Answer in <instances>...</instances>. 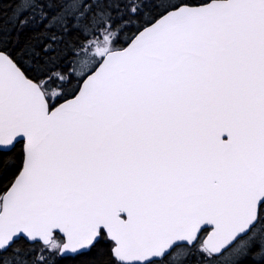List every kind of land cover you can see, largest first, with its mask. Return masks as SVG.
<instances>
[{
  "label": "snow or ice",
  "instance_id": "6c2138e0",
  "mask_svg": "<svg viewBox=\"0 0 264 264\" xmlns=\"http://www.w3.org/2000/svg\"><path fill=\"white\" fill-rule=\"evenodd\" d=\"M13 2L0 264H264V0Z\"/></svg>",
  "mask_w": 264,
  "mask_h": 264
},
{
  "label": "trees",
  "instance_id": "16d2710c",
  "mask_svg": "<svg viewBox=\"0 0 264 264\" xmlns=\"http://www.w3.org/2000/svg\"><path fill=\"white\" fill-rule=\"evenodd\" d=\"M13 8V0H0V21L6 19L11 14ZM62 264H82V259L77 258L76 255L68 256L62 259Z\"/></svg>",
  "mask_w": 264,
  "mask_h": 264
},
{
  "label": "water",
  "instance_id": "95a60500",
  "mask_svg": "<svg viewBox=\"0 0 264 264\" xmlns=\"http://www.w3.org/2000/svg\"><path fill=\"white\" fill-rule=\"evenodd\" d=\"M62 235V234H61ZM208 235V233L205 235V236H207ZM68 256H75V254H67V256L66 257H68Z\"/></svg>",
  "mask_w": 264,
  "mask_h": 264
}]
</instances>
